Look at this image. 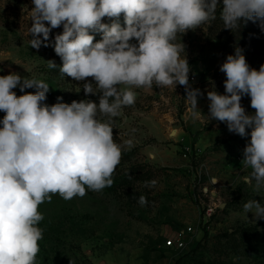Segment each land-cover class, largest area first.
Listing matches in <instances>:
<instances>
[{
	"label": "clouds",
	"instance_id": "clouds-1",
	"mask_svg": "<svg viewBox=\"0 0 264 264\" xmlns=\"http://www.w3.org/2000/svg\"><path fill=\"white\" fill-rule=\"evenodd\" d=\"M32 4L30 46L37 50L52 46L62 64L58 67L49 60L48 67L83 82L85 96L99 99L69 104L57 97L48 105L44 102L50 86L44 80L15 72L0 76V111L5 113L0 121V264H36L44 235L39 226L44 220L41 204L51 202L54 195L69 201L112 186L122 158L112 125L123 117L125 107L135 104V89L184 86L192 116L198 117V97L203 93L189 85L190 65L181 55L186 53L182 36L187 31L215 20L218 6L224 29L251 21L264 31V0H32ZM105 17L111 23L102 22ZM61 26L62 33L50 41L52 29ZM95 33L101 35L99 41ZM219 70L226 76L225 93L207 92L208 116L226 124L230 133L250 136L242 163L251 171L244 183L260 192L264 64L251 68L243 49L236 47ZM17 87L22 95L13 91ZM245 96L254 113L242 106ZM124 143L132 145L131 140ZM156 184L147 181L145 187ZM138 203L145 206L147 198L141 195ZM243 212L264 220V204L257 199L244 203Z\"/></svg>",
	"mask_w": 264,
	"mask_h": 264
},
{
	"label": "rangeland",
	"instance_id": "rangeland-1",
	"mask_svg": "<svg viewBox=\"0 0 264 264\" xmlns=\"http://www.w3.org/2000/svg\"><path fill=\"white\" fill-rule=\"evenodd\" d=\"M32 7V0H0V76L15 72L44 80L50 86L48 105L57 97L69 104L98 103V95L85 96L83 82L60 73V60L30 46ZM200 27L182 36L186 53L181 54L187 56L189 78L197 81L192 88L203 93L198 117L192 116L185 87L135 89V104L112 125L122 147L114 190L87 191L69 201L54 195L41 204L44 235L36 264H264V220L243 212L248 200L264 204V189L256 192L244 183L251 171L242 163L250 136L230 133L226 124L211 120L206 96L210 90L225 93L226 76L219 69L236 47L251 68L264 64V31L257 24L252 36L241 26L224 29L219 6L216 19ZM49 60L58 67L50 69ZM13 91L23 94L19 87ZM241 103L254 113L250 97ZM4 115L0 111V121ZM152 180L157 184L145 187ZM141 195L145 206L138 203ZM181 236L189 242L186 250L167 247Z\"/></svg>",
	"mask_w": 264,
	"mask_h": 264
},
{
	"label": "trees",
	"instance_id": "trees-1",
	"mask_svg": "<svg viewBox=\"0 0 264 264\" xmlns=\"http://www.w3.org/2000/svg\"><path fill=\"white\" fill-rule=\"evenodd\" d=\"M102 22H104V23H111V21L107 17L103 18V21ZM121 23L123 24V19L122 18H121ZM255 25L256 24H254L251 21H249L246 24H244L242 22V24L240 26H241L242 29L245 30V32L247 33V35L252 36L255 33V28H256ZM62 31H63L62 26L59 27V28H56V29H52V31L50 33V41L54 42L55 35H57L59 33H62ZM94 35H95V41H99L101 39V35L99 33H95ZM41 39H42V37H41ZM259 44H260V42H259ZM40 49L42 51H44L46 54H49L51 56H54L57 60H60L61 61L60 57L55 54L54 48L52 46H49V47L41 46ZM131 169L132 168H129L127 172H130ZM114 186H116L115 183H113L111 187H106V189L108 191H113L114 190Z\"/></svg>",
	"mask_w": 264,
	"mask_h": 264
},
{
	"label": "built area",
	"instance_id": "built-area-1",
	"mask_svg": "<svg viewBox=\"0 0 264 264\" xmlns=\"http://www.w3.org/2000/svg\"><path fill=\"white\" fill-rule=\"evenodd\" d=\"M189 82H190L191 87H194L197 85L196 78L193 76H191L189 78ZM213 212H214L213 208L209 207L205 214L207 217L210 218L212 216ZM188 244H189V242H187V240L184 236H181L179 238H174L173 240L166 242V245L168 248L173 249V250H177L180 252L186 250L188 247Z\"/></svg>",
	"mask_w": 264,
	"mask_h": 264
},
{
	"label": "water",
	"instance_id": "water-1",
	"mask_svg": "<svg viewBox=\"0 0 264 264\" xmlns=\"http://www.w3.org/2000/svg\"><path fill=\"white\" fill-rule=\"evenodd\" d=\"M189 85H190V82H189ZM182 87H184V86H182Z\"/></svg>",
	"mask_w": 264,
	"mask_h": 264
}]
</instances>
